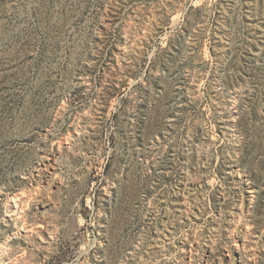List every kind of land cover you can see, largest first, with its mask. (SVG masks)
<instances>
[{
  "label": "rangeland",
  "instance_id": "1",
  "mask_svg": "<svg viewBox=\"0 0 264 264\" xmlns=\"http://www.w3.org/2000/svg\"><path fill=\"white\" fill-rule=\"evenodd\" d=\"M0 262L264 264V0H0Z\"/></svg>",
  "mask_w": 264,
  "mask_h": 264
},
{
  "label": "bare ground",
  "instance_id": "2",
  "mask_svg": "<svg viewBox=\"0 0 264 264\" xmlns=\"http://www.w3.org/2000/svg\"><path fill=\"white\" fill-rule=\"evenodd\" d=\"M13 211V210H12ZM13 262V261H12ZM15 262V261H14ZM1 264L3 263V262H0ZM83 264V263H82Z\"/></svg>",
  "mask_w": 264,
  "mask_h": 264
}]
</instances>
